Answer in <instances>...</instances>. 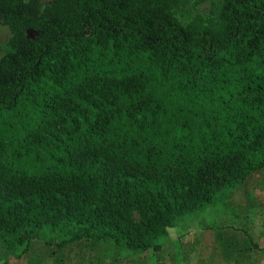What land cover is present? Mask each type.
<instances>
[{"label":"trees","instance_id":"obj_1","mask_svg":"<svg viewBox=\"0 0 264 264\" xmlns=\"http://www.w3.org/2000/svg\"><path fill=\"white\" fill-rule=\"evenodd\" d=\"M0 25L9 254L155 252L264 169V0H0Z\"/></svg>","mask_w":264,"mask_h":264},{"label":"rangeland","instance_id":"obj_2","mask_svg":"<svg viewBox=\"0 0 264 264\" xmlns=\"http://www.w3.org/2000/svg\"><path fill=\"white\" fill-rule=\"evenodd\" d=\"M50 2L39 0V5ZM209 7L202 4L200 13ZM9 36L0 25V46ZM158 246L155 252H141L110 241H82L58 248L36 237L25 253L23 245L9 254L0 240V264H264V169L237 184L227 200L176 221Z\"/></svg>","mask_w":264,"mask_h":264}]
</instances>
